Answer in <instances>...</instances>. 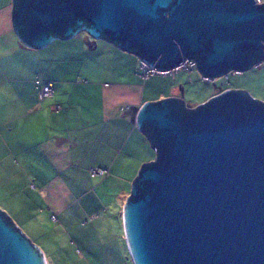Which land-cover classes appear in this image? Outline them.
<instances>
[{
	"label": "water",
	"instance_id": "1",
	"mask_svg": "<svg viewBox=\"0 0 264 264\" xmlns=\"http://www.w3.org/2000/svg\"><path fill=\"white\" fill-rule=\"evenodd\" d=\"M21 43L104 38L158 69L194 59L204 78L264 56V3L254 0H12ZM87 21L88 27L83 26ZM135 121L156 150L123 206L133 264H264V102L241 88L194 108L169 96ZM0 264H47L0 209Z\"/></svg>",
	"mask_w": 264,
	"mask_h": 264
},
{
	"label": "crops",
	"instance_id": "2",
	"mask_svg": "<svg viewBox=\"0 0 264 264\" xmlns=\"http://www.w3.org/2000/svg\"><path fill=\"white\" fill-rule=\"evenodd\" d=\"M12 6L0 0V209L37 241L68 216L94 221L100 191L118 186L127 190L117 216L126 263L133 264L121 215L141 163L156 156L135 114L147 101L176 96L194 108L221 91H210L211 82L196 69L143 78L137 54L84 32L25 46ZM46 82L53 93L42 100ZM95 168L106 175H93ZM80 226L77 235L87 229ZM35 244L49 264L47 251Z\"/></svg>",
	"mask_w": 264,
	"mask_h": 264
},
{
	"label": "rangeland",
	"instance_id": "3",
	"mask_svg": "<svg viewBox=\"0 0 264 264\" xmlns=\"http://www.w3.org/2000/svg\"><path fill=\"white\" fill-rule=\"evenodd\" d=\"M234 74H237L236 79ZM208 81L212 84L210 91L222 92L241 88L264 102V57L244 71L232 70ZM104 190L99 193L101 206L99 209L95 208V212L99 210V215L93 217L94 221L90 222L88 219L86 223H82L83 216H68L66 223L59 221L56 228L45 225L48 232L45 238H36L37 241L31 239L33 243L38 242L47 251L49 264H127L117 216L119 205L124 200L127 190H121L118 186ZM130 190L131 188L129 194ZM88 217L90 216L87 215L85 218ZM121 223L123 226V216ZM85 224L87 229L77 235V231L82 227L80 225Z\"/></svg>",
	"mask_w": 264,
	"mask_h": 264
},
{
	"label": "built area",
	"instance_id": "4",
	"mask_svg": "<svg viewBox=\"0 0 264 264\" xmlns=\"http://www.w3.org/2000/svg\"><path fill=\"white\" fill-rule=\"evenodd\" d=\"M255 4H261V0H254ZM140 59V65H139V73L143 78H146L148 75L151 74H162V75H170L173 73H176L179 70H194L197 69V64L194 59H184L180 64L177 66L171 68V69H158L154 65L150 64L147 62L145 59L139 58ZM53 93V87L51 82H46L45 84L42 85L40 89V94L39 97L40 99H46L49 98ZM125 108H122L124 110ZM91 173L93 175H99L103 176L105 174V170L101 168H95L91 170ZM54 219V218H53Z\"/></svg>",
	"mask_w": 264,
	"mask_h": 264
},
{
	"label": "trees",
	"instance_id": "5",
	"mask_svg": "<svg viewBox=\"0 0 264 264\" xmlns=\"http://www.w3.org/2000/svg\"><path fill=\"white\" fill-rule=\"evenodd\" d=\"M88 25H89V23H88L87 21H85V22L83 23V26H85V27H88ZM263 57H264V56H259V57H257L256 60H255V62H257L258 60L262 59ZM104 175H106V172H105ZM121 217H122V216H121Z\"/></svg>",
	"mask_w": 264,
	"mask_h": 264
}]
</instances>
